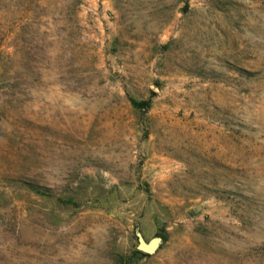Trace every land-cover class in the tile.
Wrapping results in <instances>:
<instances>
[{"label": "rangeland", "instance_id": "374dc122", "mask_svg": "<svg viewBox=\"0 0 264 264\" xmlns=\"http://www.w3.org/2000/svg\"><path fill=\"white\" fill-rule=\"evenodd\" d=\"M0 264H264V0H0Z\"/></svg>", "mask_w": 264, "mask_h": 264}, {"label": "trees", "instance_id": "16d2710c", "mask_svg": "<svg viewBox=\"0 0 264 264\" xmlns=\"http://www.w3.org/2000/svg\"><path fill=\"white\" fill-rule=\"evenodd\" d=\"M128 100L134 108L143 109V108L148 107V100L147 99L136 100L134 98L128 97ZM25 185L27 186L28 189H30V190L38 193V194L45 195L47 192L46 189H44L40 185H37V184L29 182V181L26 182ZM157 235H159L162 240L165 238L162 233H157ZM145 256H147L146 253L138 250L136 248V245H133L130 249V254L128 255L127 259H121V260H123V263H125V262L128 263L131 261H137V260H139Z\"/></svg>", "mask_w": 264, "mask_h": 264}, {"label": "water", "instance_id": "95a60500", "mask_svg": "<svg viewBox=\"0 0 264 264\" xmlns=\"http://www.w3.org/2000/svg\"><path fill=\"white\" fill-rule=\"evenodd\" d=\"M160 241V236H153L145 241L139 234L137 235L136 248L146 254H152Z\"/></svg>", "mask_w": 264, "mask_h": 264}]
</instances>
